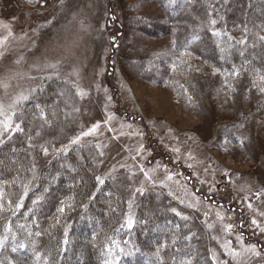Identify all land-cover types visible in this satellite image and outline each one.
Here are the masks:
<instances>
[{
	"label": "rangeland",
	"instance_id": "374dc122",
	"mask_svg": "<svg viewBox=\"0 0 264 264\" xmlns=\"http://www.w3.org/2000/svg\"><path fill=\"white\" fill-rule=\"evenodd\" d=\"M163 3L0 0V183L11 191L24 167L35 187L55 163L45 176L71 190L93 175L95 206L124 217L121 241L147 228L126 237L124 264H264V88L195 66L178 24L200 1H180L181 14ZM211 3L217 29L226 17Z\"/></svg>",
	"mask_w": 264,
	"mask_h": 264
},
{
	"label": "trees",
	"instance_id": "16d2710c",
	"mask_svg": "<svg viewBox=\"0 0 264 264\" xmlns=\"http://www.w3.org/2000/svg\"><path fill=\"white\" fill-rule=\"evenodd\" d=\"M162 1L164 9L169 5L175 8V14L182 13L184 6L180 7L179 4L182 0ZM197 1H200L197 5L199 15L196 14V18L191 19L190 27L185 28L182 23L178 24L179 32L184 35L181 40L184 46L182 49L194 50L191 56L195 66L200 62L203 67L213 66L226 71L228 80L237 76L233 81H240H237L238 88L247 92H259L258 90L264 88V23H262L264 17L259 18L260 15L253 10V7H247L246 4L250 1L252 6L264 8V0H260L263 1V5L259 0H239L238 4L235 0L228 4L223 3V0H217L219 3L217 6H220L218 16L221 18H218V23L226 17L222 24L216 27L217 29H213L211 20L206 22L215 16L212 13L211 0ZM228 38L231 40L228 41ZM194 41L199 44L198 49H193L196 45L192 43ZM192 67L190 66V69ZM180 87L183 89L181 85ZM242 90L241 92L244 93ZM260 98L264 100V95ZM259 102L257 108L264 112L263 101L259 100ZM25 140L22 139L19 142L23 145L27 144ZM37 140L35 143L38 147ZM37 147L35 148L38 149ZM43 154L41 150L37 152L39 161ZM56 164L52 168L42 170L43 174L35 187L28 189L30 173L24 172L26 170L24 167L18 169L21 174L18 177L19 184L11 191L9 184L0 183V197H3L0 200V204L3 205L0 209V264H124V258L130 254L127 250L132 251L130 245H135L126 237L138 240L147 228L143 229L141 223L135 224L134 228L129 230L130 232L124 234V241H121V233L118 234L116 230L124 217L120 216V210L119 214L112 215L106 214L99 206H95V201L103 203L105 198L97 196L98 192L94 187L98 184L93 175L84 176L86 183L88 180L92 182L90 187L80 183L82 187L79 185L80 187L71 190V185L66 187L65 176L58 173V182L55 175L49 177L53 181L51 184L55 186L52 188L50 185L49 188L50 179H47L45 174L51 175L50 170H53ZM68 164H72V161ZM22 174L23 178L20 179ZM5 179L7 178L0 180L7 182ZM45 184L48 186L47 191L44 188ZM25 189H27L26 192ZM9 201L13 203L9 204ZM17 202L22 204V207H17ZM69 211L73 213H69L63 221L60 217L58 220V212L67 214L66 212ZM157 224L162 222L159 221ZM79 234L81 236L89 234V236L85 239L81 236L78 238ZM123 249L126 254H119ZM153 253L151 251L148 255ZM155 254L159 255V253ZM182 257L183 255L176 257L177 264L181 263V259L184 258ZM168 260L170 259L166 261Z\"/></svg>",
	"mask_w": 264,
	"mask_h": 264
},
{
	"label": "snow or ice",
	"instance_id": "6c2138e0",
	"mask_svg": "<svg viewBox=\"0 0 264 264\" xmlns=\"http://www.w3.org/2000/svg\"><path fill=\"white\" fill-rule=\"evenodd\" d=\"M237 75H239L238 73H237ZM21 99H24V97H21ZM96 129L95 128H93L92 129V131L94 132ZM89 133H85V135H88ZM78 140H79V138H77L76 140H73L72 141V143H78ZM27 191V189H25V192ZM22 198V197H21ZM11 203H13V201H9V204H11ZM17 207H22V204H20V203H18L17 202ZM3 208V205L2 204H0V209H2ZM185 219H186V217H185ZM130 223H131V221H130ZM253 223H255V221H253ZM245 251H252V252H255V249L254 248H252V249H247V250H245ZM255 254L256 255H259L260 253H258V252H255ZM235 255H239V253H236Z\"/></svg>",
	"mask_w": 264,
	"mask_h": 264
}]
</instances>
